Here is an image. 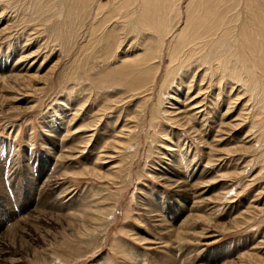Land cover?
<instances>
[{"label": "rangeland", "instance_id": "obj_1", "mask_svg": "<svg viewBox=\"0 0 264 264\" xmlns=\"http://www.w3.org/2000/svg\"><path fill=\"white\" fill-rule=\"evenodd\" d=\"M146 1L149 12L138 14V17L150 24L154 5L153 0ZM186 1H172L177 10V23L164 39L161 69L155 76L151 105L143 116L141 135L136 140L129 169L122 173L121 182L115 184L104 178L80 174L83 168L92 165L98 154L106 157L98 167L101 173L117 162L114 150L106 152L103 146L123 127L125 119L128 122L134 108L133 101L127 102L126 93L112 90L111 83L104 84L107 80L99 76L109 68H120L124 59L132 61L139 57L146 42L137 51L129 49L126 52L125 45L113 56L112 62L104 61L103 52L98 51V25L93 19L99 0H92L91 14L85 9V3L78 11L71 6L70 0H55V7L40 16L34 14L33 7H36L34 3L31 5V0H0V29L5 28L0 32V236L12 242L11 256L20 259L18 264H131V254L139 263L145 259L146 264H153L165 252L164 256L168 257H162L166 260L163 264H221L228 260L230 264H238L235 258L251 250L262 261L255 263V258L251 257L252 261L245 263L264 264V245L259 244L264 242V157L257 146L251 147L256 149H238L255 142L256 133L245 139L247 124L230 134L216 132L218 122L227 121L219 119L227 107L224 100L207 116H202L201 112L198 117L191 113L185 116L195 133L182 130L167 120L166 114V119L156 123L157 132H152H156L155 137L148 133L152 127L147 122L151 113L156 112L152 110L155 103L160 102V112L161 109L185 112L191 101L204 97L202 91L195 94L197 80H193L189 93L182 83L177 92L171 93L174 94L170 96L172 99L160 95L164 75L173 64L169 58L171 46L183 25ZM253 29L236 31L243 42L239 48H246V52L248 47L254 48L260 43ZM28 54V59L20 61L22 55ZM127 66L126 72H129L131 66ZM124 77L127 75L120 74V81L129 83L130 78L127 81ZM178 77L175 73L174 87L180 83ZM101 82L104 85L99 89ZM205 98L197 104L198 109L201 110L204 103V108L209 106V96ZM239 105L236 103L232 107L234 117L231 119L240 112ZM105 106L110 108L105 109ZM98 112L103 113L104 118L91 127ZM214 115L215 121L212 120ZM259 131L261 134L264 130ZM88 134H93L90 143L77 153ZM262 137L256 138L261 142ZM95 140H98L96 145ZM234 147L238 150L226 153ZM212 148L216 151L210 155ZM193 168L197 172L203 169L197 181L192 180ZM48 177L56 181L49 194V199L56 201L52 206L39 203L34 195L38 179L44 181ZM181 178L187 181L190 178L189 191L176 185ZM99 196H109L107 202L112 204V212L102 225H91L88 220L84 230L85 224L76 219L78 210L82 205L95 203L93 199ZM207 213H212V219H195ZM39 214L46 215L50 222L37 225L31 216ZM234 218L242 225L233 227ZM24 223L27 226H23ZM161 227L167 228L161 230ZM177 232L181 233L179 241L175 237ZM48 255H55V258L47 259Z\"/></svg>", "mask_w": 264, "mask_h": 264}, {"label": "bare ground", "instance_id": "obj_2", "mask_svg": "<svg viewBox=\"0 0 264 264\" xmlns=\"http://www.w3.org/2000/svg\"><path fill=\"white\" fill-rule=\"evenodd\" d=\"M31 1H32L31 5L33 6V3H34L36 7V8L33 7L34 14H37L39 16L45 13H48V11H51V9L55 7V0H31ZM102 1L104 0H99V2L97 3V8L95 10L94 18L93 16L92 18L94 19V22H97V25H98V31H97L98 35L96 36L98 39L97 45L99 48L98 51L103 52L102 55L105 57L104 61L112 62L113 56L117 55L120 52L119 50L123 49V46L125 45H126L125 51L129 49H135L137 51L139 46H141L144 42H146L144 44L143 49H141L142 51L139 53V55H137L139 57H135L134 59H132V61L131 60L124 61L125 60L124 59L123 60L124 63L122 66H120V68H116V69L109 68V70H106L105 73H103L102 75L100 74L99 76L101 77V79L107 80L106 82H104V84L107 82L111 83L110 88H112V90H116L124 94L126 93L125 98H127V102L133 101L134 108L132 107L133 108L131 110L132 115L128 119V122L125 119L123 127H121L116 133H114V135L111 138V141L107 142L103 146V150L106 149L105 150L106 152L109 151L110 149L114 150L112 152H114V156L117 159V162L113 164L111 167H109L106 172L101 173L98 167L101 164V161H103L106 157H101L98 154L96 160L92 163V165L89 167L83 168L80 174L81 175L88 174L90 176L104 178L108 181V183L116 184V183L121 182L120 178L122 176V173L124 171H128L130 161L132 158V153L135 151V148L137 145L136 140L139 137V135H141L140 131L142 129V126L140 125L144 121L143 116L147 114L146 109L147 107H149L150 99L152 97L153 86L155 83V76L157 75V71L161 66L160 63L162 60V51H163L162 48L165 43L164 39L177 23V20L175 19L177 10H176V6H174L172 2L173 0H153L152 5H154L153 7L154 10L151 12L153 22L148 24V23L143 22L144 19L141 18V16L138 17V14L144 15L145 13L149 12V9L147 7L148 1L146 0H107V2H102ZM83 3H85L86 5L84 6ZM91 3H92V0H70V4L72 7H76L78 11L79 10L81 11L80 6L82 7L84 6L85 9L88 10V13L90 12L92 8ZM58 10L60 11V8ZM69 10H71V8ZM61 14H65V13H61ZM184 14L185 15L183 18L184 19L183 25L182 26L179 25L180 27L178 26L179 27L178 29L179 31L177 33L178 36L176 35L177 38H175V41L174 43H172V46H171L172 51H171V55L169 58H170V61H173V64L168 66V69H167L168 71L164 75V79H163L164 81L162 84V90L160 92V95L162 96V98H165V99H168V97L170 96L173 97L174 94L172 95L171 93L177 92L179 89V86L182 83L185 85L186 93L187 92L189 93V89H190L189 87L193 84V80L195 81L197 80L196 87H198V90H197L198 92H195V94L198 95V93L202 91L201 94L204 95V97L200 100L196 99L198 101L190 100L191 101L190 108L187 109L185 112H182V111L175 112L174 110L167 112V110H163V109H161L162 111L160 112L158 110L161 105L160 102L155 103L152 107V110L154 109L153 111L156 110V112L151 113L149 122H147L148 125L152 127L151 132H148L149 135L153 136L154 134H156L157 132V130H155L156 123L160 119L162 120L166 119L168 116L169 118H167V120L172 121V123H174L180 128L182 127V130L187 129L189 130V133H195V129H193L191 124H189V121L185 119V116L191 113L192 116L196 117L198 113L200 112L202 116H205V115L207 116V113H211L213 110H215V107H219L220 103L224 100L227 107H225L226 110L223 111L222 114L220 113L221 115L219 116V119L223 120V118H225L227 121L218 122V125H217L218 129L216 130V132L218 131L224 134V133H229L231 131L232 132L237 131V129L241 127L244 128V125L247 124L244 138L246 139V137H248L250 134L254 135L256 133L254 137L255 142H253L250 145H247L246 147H244L245 144L244 146L241 145L242 148L238 147V149L240 148L239 151L247 150V148L257 146L256 148L260 147V150L258 151H260V153H262L264 157V140L260 142L256 138V137L261 138L262 136H264V134H262L264 131H262L261 134L259 131L261 130V128L264 130V0H187L185 3ZM63 23H65V21ZM250 27H253L254 28L253 32H255L256 36L260 37V41H259L260 43L256 47L254 45V48L249 49L248 47V52H246L247 50L246 48H245L246 50L239 48L241 45L243 46V42H242V38L238 37V34L236 33V31L238 30L241 32L244 28L249 29ZM3 29L5 28L0 29V32L4 31ZM92 31H94L93 28H92ZM134 36L136 37L135 39H134ZM251 36L249 35V37ZM250 42L252 43V41ZM29 56H30L29 54L26 55L25 57L22 55L20 57V61L25 60V58L28 59ZM98 59L100 60V58ZM126 59L128 58L126 57ZM93 60L95 61V59ZM120 62L121 61H118L117 63H120ZM127 65L131 66V70L129 72L128 71L126 72L127 70L126 67H128ZM173 73L174 75H172ZM175 73L179 75L178 78L180 81L179 80L178 81L180 83L177 82L178 84H176L174 87V85L172 84L174 81L173 79H174ZM120 74H126L127 77H124V78L126 80L127 78H130L129 83L120 81V78H122V77L119 78ZM185 77L188 78V80L190 79V81H187ZM101 85H102V82H101ZM103 85L102 86L99 85L100 86V87L98 86L99 89H101ZM116 87L121 88V90L117 89ZM232 91L234 92L235 97H232L230 93ZM207 95L209 96V106L207 107L205 105L206 107L204 108V104H205L204 103L201 105V107L203 106L201 110L198 109L199 107L197 106V104H199L200 101L203 102L202 100H205L206 99L205 96L207 97ZM174 97L177 98L176 96ZM191 98H192V95L189 96V99ZM168 102H170V100H168ZM236 103L240 104L239 106L241 107V110L234 119H231L232 116L234 117V115H231L232 109H233L232 107L235 106ZM108 107L105 106V109H107ZM194 110H196L197 112H195ZM204 110L205 111L207 110V112H204ZM165 114L167 115V117ZM180 116L182 117L179 118ZM215 116L216 115L212 117V120L214 121H215ZM102 118H104L103 113L95 117L92 120V123L90 124V126L95 127L96 125H98L97 123ZM165 127H162V128H165ZM180 128H178V130ZM91 130L94 131L95 129H91ZM154 130L156 132L152 134ZM160 132L161 131L159 130V133ZM163 132H165V129ZM236 133L238 134V132ZM92 135L93 134H88L83 138L84 144L83 146L77 148V151H76L77 153H81L84 150V148H86V145L90 143L89 141L91 140ZM153 137H155V135ZM219 138L218 139L216 138V140L218 141L221 140ZM97 141L98 140H95V145L97 144ZM249 141L250 140H248V142ZM204 143L205 142H203V144ZM168 146L171 147L170 145ZM256 148H251V149H256ZM238 149L234 147L232 148V150L230 149V151H226V150L225 151L226 153L231 154L234 150L236 151ZM169 150L171 151L172 148ZM215 151L216 150L212 148L210 155L211 153ZM258 151L256 150V152ZM200 170L202 171L197 172L196 169H194L192 174L195 172V175L193 176L191 174V176H193L192 180L194 179L197 181L198 178H201L203 169H200ZM190 178L188 181L185 180L184 178H181L180 180L177 181L176 185H178L179 188H181L183 191H187L190 186L189 183L191 182ZM55 183L56 181H54V179L52 180V178H49V177L45 179L44 181L41 180V178L38 179L37 185L34 188L35 189L34 195L39 198L38 199L39 203L47 205V206H52V204H55L56 201L52 202L49 199V194ZM1 186L2 185L0 184V187ZM228 192L229 191H227V193ZM258 195L259 194H257V196ZM226 196L228 195L226 194ZM223 198L224 200L226 199L225 196H223L222 199ZM108 200L110 201L109 196L107 197L99 196L98 198L93 199L95 203L90 202L88 205L87 204L82 205L80 209L78 207L79 209L78 211L80 213L79 214L76 213L77 214L76 219L77 221L81 222L82 225L85 224L84 225L85 228L83 227L84 230H86L88 227V225L86 224L88 220L91 225H95L98 223H101L102 225L105 222H107V218H108L107 216H110L112 212V210L110 209L112 207V204L107 202ZM212 213H207V215H203V216H196L195 219L197 221H201L203 219L205 221H208V219L211 218ZM149 215L153 216L154 214L153 215L149 214ZM156 215H159V213ZM85 216L88 217V219H86ZM32 218L33 219L35 218V222L37 225L38 224L42 225L43 223L48 224L50 222L49 221L50 218H47L46 215L39 214V215H35V217L31 216V219ZM235 219L236 218H234V220L232 221L233 227H238L240 223L242 225V222L236 223ZM27 223H28V226L30 227L31 225L29 224V222ZM78 224L80 225V223ZM23 226H27V224L24 223ZM165 228L167 227H161L160 229L162 230ZM23 232H25V230ZM180 234H181L180 232H177L175 237L177 239L180 238ZM160 239H163V238L160 237ZM7 240L3 239L0 236V264H18L20 259L14 256L13 257L11 256L13 255L12 252L10 251V248L11 247L13 248V246L11 245L12 242L10 243ZM259 244L264 245V242L259 243ZM251 248L253 250L255 249V247H251ZM131 255L130 257H131V260L133 261V263L130 262L131 264H134V263L135 264H146L145 259L144 260L141 259V262L139 263V261L136 260V257L133 254ZM164 255H167L166 252L165 254L162 255V257L163 258L168 257ZM126 256H127L126 257L127 259L128 258L130 259L127 251H126ZM162 257L157 262H153V264H163V261L166 262V260H163ZM251 257L255 258L254 260L255 263L262 261V258H260L257 255V253L256 252L254 253L252 250L247 251L242 254L240 253L235 259L238 260V264H246L245 262L249 263L250 261H252ZM48 258L51 260L55 258V255L53 256L51 255V257L48 255L47 259ZM222 258H223L222 256L219 257V261L222 260ZM173 263L175 264V262ZM181 264H184V263H181ZM190 264H193V263H190ZM221 264H230V263L228 260V261H224V263L222 262ZM234 264H236V262H234Z\"/></svg>", "mask_w": 264, "mask_h": 264}]
</instances>
